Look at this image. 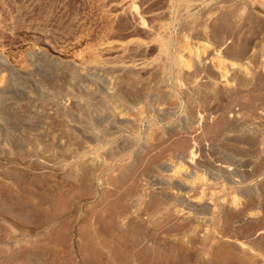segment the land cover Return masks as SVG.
Segmentation results:
<instances>
[{"label":"rangeland","instance_id":"374dc122","mask_svg":"<svg viewBox=\"0 0 264 264\" xmlns=\"http://www.w3.org/2000/svg\"><path fill=\"white\" fill-rule=\"evenodd\" d=\"M0 89V264H264V0H0Z\"/></svg>","mask_w":264,"mask_h":264},{"label":"bare ground","instance_id":"6f19581e","mask_svg":"<svg viewBox=\"0 0 264 264\" xmlns=\"http://www.w3.org/2000/svg\"><path fill=\"white\" fill-rule=\"evenodd\" d=\"M29 55V54H28ZM27 57V56H26ZM35 58V57H34ZM41 59V58H40ZM43 60V59H42ZM37 61V60H36ZM39 61V60H38ZM37 61V62H38ZM45 61V60H44ZM3 63V62H2ZM36 63V62H35ZM41 63V62H40ZM45 63V62H44ZM42 64H39V63H37L36 65L34 64L33 65V67L35 66V67H37L38 66V68L40 67V69L42 68V66H41ZM44 66H45V64H43ZM32 67V68H33ZM44 69V68H43ZM31 70L32 69H30V70H25V72H24V74H27L28 72H31ZM34 70V69H33ZM42 71V70H41ZM44 71H46V70H44ZM18 74V73H17ZM16 74V75H17ZM21 74V73H20ZM31 74V73H30ZM18 76H20V75H18ZM24 78V77H23ZM30 79V78H29ZM98 83V82H97ZM101 84V83H100ZM99 84V85H100ZM102 85V84H101ZM4 86V85H3ZM104 86V85H103ZM8 89V88H7ZM105 89V88H104ZM107 91V90H106ZM152 95V94H151ZM153 95H155V94H153ZM160 96V95H159ZM146 97H147V95H146ZM151 98H153V97H151ZM159 98V97H158ZM157 98V99H158ZM154 99H155V97H154ZM8 101H7V98L4 96V89H0V117H1V119H4V122H5V120H8V118H9V114H10V112H11V115H12V113L15 111V109H16V105H12V103H7ZM8 104V106L10 105V109H8V111H5V110H3V108H2V105L4 106V105H7ZM90 109V108H89ZM97 109V108H96ZM102 109V108H101ZM91 110H92V108H91ZM90 110V111H91ZM95 111H97V110H93L92 112H94V113H96L95 114V118L96 119H98V118H100L101 116H102V113H103V111L102 112H95ZM108 112V111H107ZM105 113V112H104ZM111 115V114H110ZM91 118V117H90ZM96 119H93L92 118V120L93 121H95ZM15 121V120H14ZM2 122H3V120H2ZM7 122V121H6ZM96 122H97V120H96ZM15 123V122H14ZM0 125H1V122H0ZM229 169V168H228ZM227 169V170H228ZM227 170H226V172H227ZM229 171H231L230 169H229ZM222 172V171H221ZM224 172V171H223ZM214 173V172H213ZM228 174V173H227Z\"/></svg>","mask_w":264,"mask_h":264}]
</instances>
